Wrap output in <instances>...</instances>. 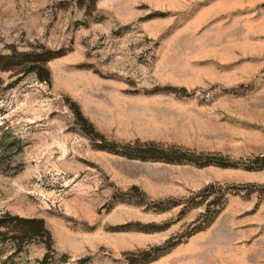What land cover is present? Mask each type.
<instances>
[{
  "label": "rangeland",
  "instance_id": "obj_1",
  "mask_svg": "<svg viewBox=\"0 0 264 264\" xmlns=\"http://www.w3.org/2000/svg\"><path fill=\"white\" fill-rule=\"evenodd\" d=\"M0 67V217L50 237L0 261L264 264V0H0Z\"/></svg>",
  "mask_w": 264,
  "mask_h": 264
},
{
  "label": "trees",
  "instance_id": "obj_2",
  "mask_svg": "<svg viewBox=\"0 0 264 264\" xmlns=\"http://www.w3.org/2000/svg\"><path fill=\"white\" fill-rule=\"evenodd\" d=\"M52 55H46L36 63V65H31L28 68V71H34L39 80H43L49 83V74L44 66V62L51 58ZM35 62V61H34ZM0 70H3V67H0ZM71 112L73 114V119L79 128L90 137L92 140H100L104 142L103 137L97 133L91 124L81 115L77 106L72 103ZM141 152H151V158L163 159L166 161H177L182 158H187L191 160L190 157H185L183 153L179 151L172 150H163L157 146L149 145L147 148H142ZM143 153V154H144ZM137 157H142L144 155L135 154ZM9 236L14 242L18 245L22 240L28 239L31 237H39L44 239V246L48 249L50 245V237L48 232L44 229L43 222L40 218H21L18 216H5L0 217V237ZM46 257V254L45 256ZM44 260V258H43ZM0 264H6L5 261H0ZM9 264V263H8Z\"/></svg>",
  "mask_w": 264,
  "mask_h": 264
}]
</instances>
